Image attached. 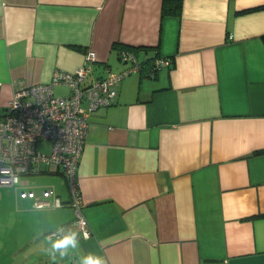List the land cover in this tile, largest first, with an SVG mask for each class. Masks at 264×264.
Here are the masks:
<instances>
[{"label":"crops","instance_id":"obj_1","mask_svg":"<svg viewBox=\"0 0 264 264\" xmlns=\"http://www.w3.org/2000/svg\"><path fill=\"white\" fill-rule=\"evenodd\" d=\"M161 5L0 0V117L17 90L75 73L89 51L90 79L132 66L122 46L138 51L113 105L88 117L77 181L91 235L53 264L89 253L106 264H264V154L253 155L264 149V0H182L180 16ZM156 52L171 68L147 78L141 61ZM21 184L0 187L14 189L0 196V264L31 263L44 236L75 229V207L37 208ZM66 187L56 194L67 204Z\"/></svg>","mask_w":264,"mask_h":264},{"label":"built area","instance_id":"obj_2","mask_svg":"<svg viewBox=\"0 0 264 264\" xmlns=\"http://www.w3.org/2000/svg\"><path fill=\"white\" fill-rule=\"evenodd\" d=\"M120 58L132 62L122 73L109 72L99 79H90L93 51L87 52V65L75 73L54 72L51 82L21 88L0 117V187L19 185L13 177L56 171L67 181L70 201H61L52 187L40 192L26 189L28 181L21 182L20 199L34 200V206L72 205L76 209L75 229L81 237L91 235V229L81 214L82 198L78 192L77 167L89 128V115L113 105L118 94L117 86L124 76L138 67L133 53L122 51ZM167 61L159 59L155 65L165 66ZM67 86L69 95L55 96V87ZM50 142L49 152H42L39 144Z\"/></svg>","mask_w":264,"mask_h":264},{"label":"rangeland","instance_id":"obj_3","mask_svg":"<svg viewBox=\"0 0 264 264\" xmlns=\"http://www.w3.org/2000/svg\"><path fill=\"white\" fill-rule=\"evenodd\" d=\"M118 66H120V65L118 64ZM54 92H55L56 97H64L65 95L68 94L69 88L67 86H57ZM39 148L42 152L43 151L44 152L50 151V149H48V148H50L48 143H45V142H42V144H39ZM21 181H28L30 183L29 186L26 187V189H31V190H34L36 192H40L42 189H44V187H52L56 190V192H58L59 195H61V197L65 198V199L68 197L66 181H64V178L58 173L49 174V173L44 172V173H40V174H32V175H27V176L23 175V176H21ZM13 193H14L13 188H8V189L7 188H1L0 189L1 199H4V200L11 198V196H13ZM51 209H53V208H51ZM59 210L63 211L65 217L70 215V214H73V209L71 207L59 208ZM49 226L50 225L48 223H46V225L43 227V229L46 230L49 228ZM49 229H51V228H49ZM43 243H44V246L40 249V253L32 254L33 256L31 258H29L31 260V263L28 261L24 264H38L39 262H41L42 259H44L47 256V253H48L47 250L50 248V245L45 240V238H44ZM35 247H36L35 242L30 244V250H34ZM68 254H70V251ZM58 259H60V256L57 253L55 259L49 260L48 264H53L56 261H58ZM18 264H20V263H18ZM42 264H46V263H42Z\"/></svg>","mask_w":264,"mask_h":264},{"label":"clouds","instance_id":"obj_4","mask_svg":"<svg viewBox=\"0 0 264 264\" xmlns=\"http://www.w3.org/2000/svg\"><path fill=\"white\" fill-rule=\"evenodd\" d=\"M13 182L20 184L21 181L18 176L13 177ZM45 240L50 245L47 250L49 255L55 259L58 253L61 258L65 257L69 253V249H76L79 247L80 231L74 228L65 229L64 226H57L54 233L46 235ZM85 238H87L85 234ZM81 264H106L103 257L89 253L83 257Z\"/></svg>","mask_w":264,"mask_h":264},{"label":"trees","instance_id":"obj_5","mask_svg":"<svg viewBox=\"0 0 264 264\" xmlns=\"http://www.w3.org/2000/svg\"><path fill=\"white\" fill-rule=\"evenodd\" d=\"M162 15H175V16H180L182 12V0H162ZM257 9H264V7H259ZM264 43V35L261 37ZM114 48H119L117 44H113ZM122 48L126 49L128 52H132L136 54L138 51L136 48L128 47V46H122ZM121 48V49H122ZM148 49H145V52H147ZM120 58V56H119ZM161 59L158 56V52L154 53L151 55L149 58L144 59L141 61L140 69H141V74H143L145 77H150V78H155L157 74L159 73L160 69L162 68H171V61L170 59H167V65L165 66H159L157 67L155 65L156 61ZM166 59V58H165ZM264 154V149H260L259 151H255L253 155H260Z\"/></svg>","mask_w":264,"mask_h":264}]
</instances>
